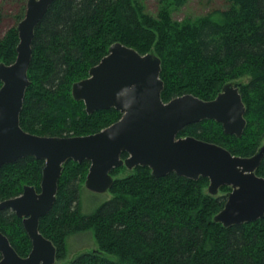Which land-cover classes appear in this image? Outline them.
<instances>
[{
    "label": "trees",
    "instance_id": "obj_1",
    "mask_svg": "<svg viewBox=\"0 0 264 264\" xmlns=\"http://www.w3.org/2000/svg\"><path fill=\"white\" fill-rule=\"evenodd\" d=\"M135 1L52 2L34 31L21 127L38 135L75 136L118 120L121 113L115 108L88 114L83 102L72 97L71 85L87 77L109 46L120 42L159 56L163 101L186 93L210 100L224 83L250 74L248 82H236L246 108L240 137L225 134L213 119L191 123L178 136L213 142L235 155L254 154L264 138V0H229L216 17L180 24L171 23L165 8L154 19ZM25 7L23 1L18 22ZM16 26L0 36V62L15 60ZM43 166L44 160L33 156L4 164L0 201L18 196L24 185L39 190ZM88 168L87 160L64 163L55 202L39 220V231L56 247V260L66 258L70 235L90 231L97 248L68 264H264V216L228 227L213 219L230 187L220 188L225 194L211 195L206 177L194 180L174 172L154 177L147 166L115 178L119 166L112 170V196L85 213L80 190ZM256 172L264 177V157ZM0 231L19 255L28 254L30 239L10 208L0 210Z\"/></svg>",
    "mask_w": 264,
    "mask_h": 264
},
{
    "label": "water",
    "instance_id": "obj_2",
    "mask_svg": "<svg viewBox=\"0 0 264 264\" xmlns=\"http://www.w3.org/2000/svg\"><path fill=\"white\" fill-rule=\"evenodd\" d=\"M53 1L27 0L16 26L15 60L0 62V168L25 156L44 160L39 190L24 185L21 194L0 201V210L11 208L22 219L31 242L28 254L21 256L0 231V264H58L56 247L39 231V220L55 202L67 160L89 161L84 187L96 193L110 189L115 167L147 166L154 177L171 172L194 180L206 177L211 195L230 187L213 218L225 227L262 218L264 177L256 170L264 157V142L251 156H240L213 142L178 136L191 123L213 119L225 134L240 137L246 108L235 81L224 83L210 100L186 93L163 101L159 56L115 42L87 77L71 85V94L84 103L88 114L115 108L121 113L118 120L95 133L75 136L38 135L21 127L35 27Z\"/></svg>",
    "mask_w": 264,
    "mask_h": 264
},
{
    "label": "rangeland",
    "instance_id": "obj_3",
    "mask_svg": "<svg viewBox=\"0 0 264 264\" xmlns=\"http://www.w3.org/2000/svg\"><path fill=\"white\" fill-rule=\"evenodd\" d=\"M23 1H25L26 4L27 0H0V36L3 35L8 28L18 24L17 15L20 12L19 7ZM135 2L141 6L145 14L154 19H159L160 13L165 8L169 14L171 23L180 24L184 21L194 20L195 18H201L207 15L216 17L219 11L227 8L229 0H183L180 5L176 3V0H136ZM250 78V74H245L234 81L245 83L248 82ZM263 142L264 138L261 143ZM132 172L133 169L122 166V170L114 174V177H124ZM229 190L230 188L227 189V191ZM225 192L226 191H220L219 189L217 195L225 194ZM111 196L112 194L108 191L96 193L88 190L82 185L80 190V207L82 212L88 213L93 211ZM95 248H97V244L90 231L72 234L67 238L66 258L57 260V263L68 264V262L78 254L86 251L89 252Z\"/></svg>",
    "mask_w": 264,
    "mask_h": 264
},
{
    "label": "bare ground",
    "instance_id": "obj_4",
    "mask_svg": "<svg viewBox=\"0 0 264 264\" xmlns=\"http://www.w3.org/2000/svg\"><path fill=\"white\" fill-rule=\"evenodd\" d=\"M125 170V169H124Z\"/></svg>",
    "mask_w": 264,
    "mask_h": 264
},
{
    "label": "flooded vegetation",
    "instance_id": "obj_5",
    "mask_svg": "<svg viewBox=\"0 0 264 264\" xmlns=\"http://www.w3.org/2000/svg\"><path fill=\"white\" fill-rule=\"evenodd\" d=\"M11 209V208H10Z\"/></svg>",
    "mask_w": 264,
    "mask_h": 264
}]
</instances>
